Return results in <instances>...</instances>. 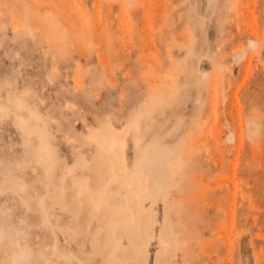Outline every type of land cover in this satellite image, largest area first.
I'll use <instances>...</instances> for the list:
<instances>
[{"label": "rangeland", "instance_id": "rangeland-1", "mask_svg": "<svg viewBox=\"0 0 264 264\" xmlns=\"http://www.w3.org/2000/svg\"><path fill=\"white\" fill-rule=\"evenodd\" d=\"M0 264H264V0H0Z\"/></svg>", "mask_w": 264, "mask_h": 264}, {"label": "bare ground", "instance_id": "bare-ground-1", "mask_svg": "<svg viewBox=\"0 0 264 264\" xmlns=\"http://www.w3.org/2000/svg\"><path fill=\"white\" fill-rule=\"evenodd\" d=\"M239 31H241V30H239ZM249 41H251L250 42L251 47L254 48L256 46V44H257V41L255 43L254 42L255 40L253 41L252 38L249 39ZM248 50H249V47H248ZM250 57H251V55H250ZM32 117L38 118L37 115H34V114L32 115ZM26 131H27V133L29 135V138H28L29 141H31V137L30 136L32 134H36V136L38 138V141H39V144H38V146L36 148L35 156L38 157L39 161L41 162L42 166L47 170V174H48L49 170L53 167L55 155H54V153L52 151V148H51V145H50V140L48 138V132H47L46 128L44 126L39 125L38 123H35V124L31 125V128L28 127V130H26Z\"/></svg>", "mask_w": 264, "mask_h": 264}]
</instances>
